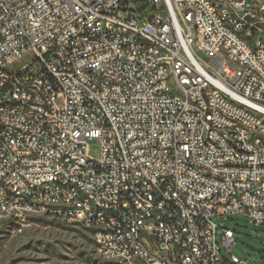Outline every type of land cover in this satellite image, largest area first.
<instances>
[{
    "label": "built area",
    "instance_id": "obj_1",
    "mask_svg": "<svg viewBox=\"0 0 264 264\" xmlns=\"http://www.w3.org/2000/svg\"><path fill=\"white\" fill-rule=\"evenodd\" d=\"M88 22L103 33H85ZM112 22L143 43L117 42ZM259 117L264 0H0V230L10 235L38 215L87 228L106 261L240 264L234 232L213 218L264 227Z\"/></svg>",
    "mask_w": 264,
    "mask_h": 264
},
{
    "label": "rangeland",
    "instance_id": "obj_2",
    "mask_svg": "<svg viewBox=\"0 0 264 264\" xmlns=\"http://www.w3.org/2000/svg\"><path fill=\"white\" fill-rule=\"evenodd\" d=\"M87 151L91 159L99 158L96 141L88 143ZM25 220L20 234L10 235L8 227H1L0 264H130L101 259L90 231L80 225L38 215H28ZM213 221L234 232L229 252L241 260L240 264H264V227H255L240 215ZM222 254L228 257L225 251Z\"/></svg>",
    "mask_w": 264,
    "mask_h": 264
},
{
    "label": "bare ground",
    "instance_id": "obj_3",
    "mask_svg": "<svg viewBox=\"0 0 264 264\" xmlns=\"http://www.w3.org/2000/svg\"><path fill=\"white\" fill-rule=\"evenodd\" d=\"M95 30L96 33H103V26L98 25V22H88V25L85 26V33H93ZM112 30L123 31V33H115V40L117 42H125L127 40L131 43H143V36L140 35L136 30H126L124 31L123 22H112ZM148 45H152V48L162 49L165 48L164 40H157V38H148ZM220 63L224 64L227 67H235L234 58H228L227 50L219 51ZM43 55L35 56V63H42ZM233 109H237L238 112L247 111V101L246 100H233ZM202 126L210 127V116L209 114H202ZM259 129L264 130V117H259ZM99 223H107L108 215L99 214L98 215ZM238 264V263H231Z\"/></svg>",
    "mask_w": 264,
    "mask_h": 264
}]
</instances>
